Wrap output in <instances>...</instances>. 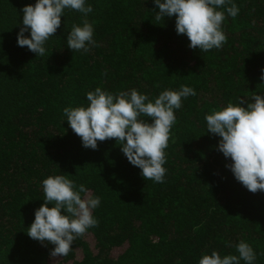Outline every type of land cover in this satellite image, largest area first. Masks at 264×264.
Segmentation results:
<instances>
[{"label":"trees","instance_id":"obj_1","mask_svg":"<svg viewBox=\"0 0 264 264\" xmlns=\"http://www.w3.org/2000/svg\"><path fill=\"white\" fill-rule=\"evenodd\" d=\"M35 2L0 0V264H198L212 250L236 254L240 240L264 264V191L235 180L204 119L238 97L253 102L264 93V0H233L240 11L225 13L226 41L207 52L177 35L174 16L156 21L152 0H88L89 51L67 47L82 17L65 10L45 56L17 46L22 9ZM181 85L196 95L175 111L164 183L145 180L115 138L84 148L64 121L63 109L86 105V92L98 86L135 88L151 99ZM52 174L101 198L97 225L56 258L54 245L26 232L44 203L41 182Z\"/></svg>","mask_w":264,"mask_h":264},{"label":"clouds","instance_id":"obj_2","mask_svg":"<svg viewBox=\"0 0 264 264\" xmlns=\"http://www.w3.org/2000/svg\"><path fill=\"white\" fill-rule=\"evenodd\" d=\"M152 2L158 9L155 20L174 16L177 35H185L190 41L188 47L199 48L201 52L222 47L226 41L222 29L225 13L235 18L240 11L233 0ZM65 10L77 11L82 17V22L74 23L68 32L67 47L73 52H88L95 43L94 27L88 20L93 6L88 0H36L34 5L24 6L17 46H26L36 56H45L46 44L60 28ZM260 80L264 81V69ZM85 95L86 105L63 109L64 121L81 138L82 146L95 150L98 142L115 138L128 162L141 170L145 180L164 183L165 149L176 121L175 111L182 107L183 99L196 95L195 90L181 85L176 90L166 88L150 99L135 88L113 93L98 86ZM251 100L238 97L204 119L206 133L219 137L217 150L230 159L226 167L235 180L256 193L264 191V93H256ZM41 187L44 203L35 209L27 235L42 244L54 245L52 258L66 256L74 240L97 225L93 210L98 208L101 198L92 195L84 184L62 174L47 176ZM235 253L222 256L212 250L210 254H202L198 264H241V261L255 264L257 260L256 251L245 240L235 245Z\"/></svg>","mask_w":264,"mask_h":264}]
</instances>
